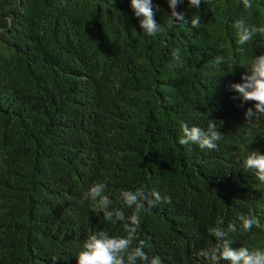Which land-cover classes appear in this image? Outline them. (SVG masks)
I'll return each mask as SVG.
<instances>
[{
    "label": "trees",
    "instance_id": "trees-1",
    "mask_svg": "<svg viewBox=\"0 0 264 264\" xmlns=\"http://www.w3.org/2000/svg\"><path fill=\"white\" fill-rule=\"evenodd\" d=\"M152 3L157 37L131 0H0V264H77L93 232L126 235L92 211L93 183L113 207L123 208L122 190L171 197L146 205L135 237L164 264H205L208 230L229 223L232 247H264V182L243 165L248 150L264 154V119L248 124L254 102L241 107L232 88L264 53V36L239 45L233 22L264 24V0L249 10L242 0L199 9L184 0L177 11L188 23L175 27L168 0ZM210 121L222 133L216 149L179 144L182 124ZM242 214L260 227L244 231Z\"/></svg>",
    "mask_w": 264,
    "mask_h": 264
},
{
    "label": "clouds",
    "instance_id": "clouds-1",
    "mask_svg": "<svg viewBox=\"0 0 264 264\" xmlns=\"http://www.w3.org/2000/svg\"><path fill=\"white\" fill-rule=\"evenodd\" d=\"M184 0H168V7L171 10L165 16L172 26H185L188 23L186 14L177 11V8ZM202 0H188L189 7L199 9ZM211 0H203V3H210ZM243 7L249 10L253 7L252 0H242ZM131 9L135 17L139 18L140 28L151 37H157L164 31L161 23L155 19V10L152 0H131ZM156 10H159L158 8ZM201 22L199 16L191 20L193 28H199ZM236 30L237 43L245 45L253 40L256 35L264 36V24L260 26L249 25L244 19H237L233 22ZM174 67L183 66L181 49L175 47L171 50ZM216 64L226 63V58L216 56ZM246 72L241 76L242 83H234L232 88L240 94L243 102H254V109L248 108L245 112V119L248 124L264 119V53L253 55ZM183 135L179 137V144H195L201 149L213 150L218 147L217 142L222 139V133L217 130L214 122H209L207 129L188 124H182ZM244 169L252 172L260 182H264V154L259 151H247L243 159ZM106 185L93 183L84 197L94 202L92 211L96 214H103L105 221L112 223L120 222L123 225L126 235H110L107 231L101 230L88 235L82 244V248L75 255L77 264H164L159 255H149L144 251V241L137 242L136 232L140 221V214L147 207H154L159 202L171 203V197L161 196L158 191H147L140 187L133 190H122L120 199L123 208L130 209L126 214L123 208L113 207L112 201L104 194ZM244 231H250L255 225L260 227L253 215H240L238 217ZM234 223L227 225V230L220 225L208 230L209 235L214 238L213 243L198 252L205 264H221L227 261L228 264H264V247L245 245L239 248L232 247L233 240L228 239V232H236ZM60 259L53 256L55 262Z\"/></svg>",
    "mask_w": 264,
    "mask_h": 264
}]
</instances>
